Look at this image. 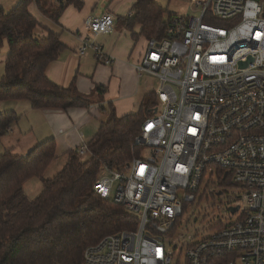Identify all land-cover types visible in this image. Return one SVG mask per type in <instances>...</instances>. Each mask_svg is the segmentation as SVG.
<instances>
[{"label":"built area","instance_id":"1","mask_svg":"<svg viewBox=\"0 0 264 264\" xmlns=\"http://www.w3.org/2000/svg\"><path fill=\"white\" fill-rule=\"evenodd\" d=\"M189 5L198 14L172 16L165 38L135 65L158 82L134 141L138 155L105 168L94 185L98 197L137 215L138 229L89 247L84 264H264V0ZM115 23L112 13L90 17L77 53L111 66L97 39ZM86 154L84 144L77 155ZM227 191L231 203L212 207L201 237L173 247L169 234L190 205Z\"/></svg>","mask_w":264,"mask_h":264},{"label":"trees","instance_id":"2","mask_svg":"<svg viewBox=\"0 0 264 264\" xmlns=\"http://www.w3.org/2000/svg\"><path fill=\"white\" fill-rule=\"evenodd\" d=\"M33 3L55 22L67 7H84L82 0H56L55 5L20 0L9 12L0 6V49L5 44L9 47L0 80V102L29 101L37 110L89 108L96 103L97 94V101L103 102L105 87L83 95L74 83L63 88L48 78V68L67 47L60 35L41 27L33 17L29 10ZM172 16L166 20V11L155 0H134L123 20L135 41L146 40L143 57L137 63L151 41L165 38ZM136 27L140 28L138 34L134 33ZM155 106L156 96L150 93L137 113L119 117L112 104L101 108L107 120L87 145L89 158L84 161L71 153L51 180L43 177L56 160L54 140L36 146L26 157L11 150L0 156V264H84L89 247L107 236L138 229L139 217L98 197L94 185L105 168L118 170L138 155L134 141ZM19 121L14 112L0 114V142ZM31 178H40L43 184L33 201L24 193V185ZM182 224L183 219H179L169 235Z\"/></svg>","mask_w":264,"mask_h":264},{"label":"crops","instance_id":"3","mask_svg":"<svg viewBox=\"0 0 264 264\" xmlns=\"http://www.w3.org/2000/svg\"><path fill=\"white\" fill-rule=\"evenodd\" d=\"M82 1V10L73 6L67 7L58 22L41 14L35 3L29 10L41 27L60 35L67 47L59 59L48 68V78L63 88H69L74 83L83 95H91L98 86L105 87L106 94L101 97L104 101H97V94L96 103L89 108L69 110H37L33 109L29 101L0 102V114L14 112L20 117L19 123L14 125L11 132L0 142V156L11 150L15 155L26 157L36 146L54 140L56 160L47 170L49 176L58 174L70 154L77 153L82 145H88L94 138L100 126L107 120V114L101 112V108L112 104L119 117L137 113L147 95L154 94L158 87V82L151 78L154 85L151 91L147 90L144 75H139L135 69L136 63L143 57L146 40L140 38L135 41L123 20L130 14L134 0ZM11 2L17 4V0ZM107 13L115 16V30L110 35L99 36L97 42L114 58L111 66H103L97 62L92 51H88L84 56L77 53L89 33L87 20ZM139 32L140 28L136 27L134 33ZM8 49L7 44L0 49V80L5 74V66L2 65L5 64Z\"/></svg>","mask_w":264,"mask_h":264},{"label":"rangeland","instance_id":"4","mask_svg":"<svg viewBox=\"0 0 264 264\" xmlns=\"http://www.w3.org/2000/svg\"><path fill=\"white\" fill-rule=\"evenodd\" d=\"M43 4L55 5L56 0H41ZM165 11H166V20L168 15H178V16H196L198 14V9L192 8L189 5V2L192 0H155ZM200 2L206 3L207 0H198ZM20 0H17V4ZM105 2V1H104ZM17 4H13L11 0H0V5L5 8L7 12L11 11ZM65 41V39L63 38ZM103 65V64H101ZM1 66V65H0ZM5 64L2 65L4 67ZM104 66V65H103ZM1 69V67H0ZM146 89L151 91L153 87L152 79L149 76L144 75L143 77ZM145 98V96H144ZM147 100V97H146ZM144 101V100H143ZM11 132V131H10ZM89 158V155L81 157L82 160L86 161ZM57 174L49 176V173L44 174V179L51 180ZM43 190L42 180L40 178H31L24 185V193L27 198L33 201ZM232 191L224 192L222 195H219L215 198L210 197L207 202L204 203H195L191 204L188 208L187 213L184 216L182 226H179L174 235L169 236L170 243L173 247L182 246L184 243L194 240L195 238L201 237L205 229H207L208 224L211 220L215 218L216 212L214 205L218 202L222 203L223 206H228L231 203ZM241 214V211L238 214L234 215V219H237Z\"/></svg>","mask_w":264,"mask_h":264},{"label":"water","instance_id":"5","mask_svg":"<svg viewBox=\"0 0 264 264\" xmlns=\"http://www.w3.org/2000/svg\"><path fill=\"white\" fill-rule=\"evenodd\" d=\"M242 66H245L242 64ZM238 210V208H234V209H231L232 212H236Z\"/></svg>","mask_w":264,"mask_h":264}]
</instances>
